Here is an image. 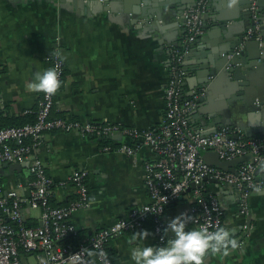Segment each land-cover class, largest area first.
Wrapping results in <instances>:
<instances>
[{
	"label": "crops",
	"instance_id": "1",
	"mask_svg": "<svg viewBox=\"0 0 264 264\" xmlns=\"http://www.w3.org/2000/svg\"><path fill=\"white\" fill-rule=\"evenodd\" d=\"M190 2L193 0H111L106 7H93L98 3L88 0H0V126L34 119L43 92H31L28 85L36 72L49 69L47 58L55 49L66 57L52 111L55 117L139 130L156 126L164 114L168 51L180 48L186 36L184 21L171 15L168 6ZM228 2L213 0L203 14L201 35L183 59L185 96L202 88L209 68L216 69L221 58L210 62L224 43L223 31L233 41L238 35L243 36V42L249 40L245 37L251 20L241 16L239 3L229 8ZM254 45H245L249 65L256 56ZM258 63L260 68L249 75L243 87L225 74L218 79L208 77L205 97L191 115L190 124L204 126L207 132L209 124L216 121L219 128L244 126L251 137L263 135L264 106L258 110L257 97L264 100V59ZM99 141L71 132H48L37 150L53 181L55 206H66L77 197L68 183L71 172L87 171L90 205L72 216L80 233L110 226L132 208L149 202L143 185V164L153 157L149 148L140 144L132 159L118 150L102 151ZM3 164L0 179L4 190L14 189L27 196L32 180L27 167L9 171ZM257 178L264 181V171ZM207 188L219 198L224 213L222 227L234 230L240 247L228 257L208 255L205 264H264V189L252 193L245 217L238 212L231 188ZM191 205L189 195L168 205L163 227L181 213L190 215ZM39 213L38 209L24 208L28 221L36 220ZM245 225L251 227L247 238L243 237ZM142 230L153 235L133 241L135 233H127L108 243L116 264H135L133 248L155 245L152 223L147 221ZM165 237L167 241L172 234Z\"/></svg>",
	"mask_w": 264,
	"mask_h": 264
},
{
	"label": "built area",
	"instance_id": "2",
	"mask_svg": "<svg viewBox=\"0 0 264 264\" xmlns=\"http://www.w3.org/2000/svg\"><path fill=\"white\" fill-rule=\"evenodd\" d=\"M211 0H197L183 12L186 36L180 48H171L167 58V79L163 88L164 114L156 126L144 130L112 123L80 122L52 114L55 95L42 93L34 114V121L20 126H0V163L23 164L32 177L27 196L14 189L4 190L0 179V264H75L76 255L83 249L93 252L103 250L112 264L108 243L127 233L142 231L150 221L155 234V245L163 240L165 208L189 195L192 202L188 225L207 226L210 231L222 227L223 209L217 194L209 190L215 185L220 190L231 188L236 196L239 214L248 217L252 185L264 189V181L256 179L259 163L264 161V134L247 137L238 127H221L212 134L190 124L193 112L205 97V89L183 94L186 73L183 59L189 46L202 32L203 14ZM251 27L245 40H260L261 22L255 1L248 9ZM57 49L47 58L49 68H55L62 83L65 65L56 55ZM50 132H71L92 139H106L115 147L106 145L102 151L118 150L134 159L140 144L149 148L153 157L143 164V185L149 202L132 208L110 226L86 234L80 233L73 223L75 212L89 207L86 184L87 171L73 170L68 183L77 197L66 206H54L53 181L48 176L37 150L43 136ZM119 138V140H114ZM215 152L222 161L243 157L250 158L236 168L235 173L207 165L202 152ZM193 187V188H192ZM24 208L38 209L34 221L26 220ZM250 226H244V238ZM75 254V255H74ZM98 264L102 260L93 256Z\"/></svg>",
	"mask_w": 264,
	"mask_h": 264
},
{
	"label": "clouds",
	"instance_id": "3",
	"mask_svg": "<svg viewBox=\"0 0 264 264\" xmlns=\"http://www.w3.org/2000/svg\"><path fill=\"white\" fill-rule=\"evenodd\" d=\"M238 0H229L228 7L231 8ZM56 55L61 61L65 56L57 52ZM61 87L59 73L55 68L46 69L43 72H36L32 81L28 85L31 92H43L47 96L55 95ZM259 169L264 171V161L259 163ZM253 191L260 193L262 188L252 185ZM95 200V197L92 198ZM192 221V216L187 213H181L168 221L163 229L164 236L168 233L172 237L166 243L153 246H142L133 248L131 259L135 264H205V258L208 255H221L228 257L233 251L240 247L237 239L230 231L224 227H217L210 231L209 227L203 226L188 230L187 226ZM153 233L148 230L135 232L133 241L147 240ZM79 253H85L88 257L97 256L102 260V264H110L107 259V253L103 250L93 252L90 249H83ZM75 255V254H74ZM47 264V262H43ZM75 264H95L94 260L84 259L76 255Z\"/></svg>",
	"mask_w": 264,
	"mask_h": 264
},
{
	"label": "water",
	"instance_id": "4",
	"mask_svg": "<svg viewBox=\"0 0 264 264\" xmlns=\"http://www.w3.org/2000/svg\"><path fill=\"white\" fill-rule=\"evenodd\" d=\"M92 1V3H98V5L93 4V7H99V5L102 7H106L108 5V1L111 0H88ZM195 1L190 2L189 4H181L180 3H171L169 4V10L170 14L173 16H179L183 19V11L186 9H189L195 5ZM255 1L256 7H258V13H259V19L261 22V28H260V40L256 41L254 39H249L245 42H243V36L238 35L236 38H238L236 41L226 34L225 31L222 32L224 35L223 39V45H221L217 51V57H214L213 60L210 62V64L214 63L215 60H218V58H221V60L218 61V63L215 64L216 69H210L206 71V76L208 77H217L216 79L221 77V74H225L228 78H230L232 81H235L238 83L240 87L245 86V81L250 77L249 75L254 74L257 72V70L260 68L261 63H258V60L264 59V10L262 8V4L264 3V0H238L237 3H239L241 16L243 18H248L250 20V15L248 12L249 7L251 4ZM213 0L210 1L208 4V7L210 8L212 5ZM149 18L148 16L146 17ZM145 18V19H146ZM144 19V18H143ZM217 24H213L215 26ZM247 42H254V51L256 53V56L254 58V61L252 64L249 65V59H247V55L245 54V45ZM206 78V81L202 83V88L206 87V84H208V80ZM258 100V110H260V106H264V100H262V97H257ZM218 122L213 121L209 124L208 128L209 130H206L207 134L214 133L218 128ZM204 127V126H203ZM202 127V128H203ZM244 133L247 134L248 137H251V133H249V130L245 128L244 126H238ZM204 129H207L204 127ZM114 140H119V138H114ZM201 157L203 161L216 169H220L222 171L226 172H233L235 173V170L237 167H239L242 163L246 162L250 155L247 154L240 158H235L228 161H222L218 158L217 154L212 151L202 152ZM23 166V164H8L4 163L3 168L8 169L9 171H15L19 170V168ZM263 171L259 169V167L256 170V179L258 180L257 176L258 174H261ZM193 188V187H192Z\"/></svg>",
	"mask_w": 264,
	"mask_h": 264
},
{
	"label": "trees",
	"instance_id": "5",
	"mask_svg": "<svg viewBox=\"0 0 264 264\" xmlns=\"http://www.w3.org/2000/svg\"><path fill=\"white\" fill-rule=\"evenodd\" d=\"M33 121H34V119H30V120H22L21 119V120H16L15 122L10 123V125H8V126H20V125H23V124H26V123H32ZM99 145L101 147H104L106 145H110L111 147H115L116 146L115 144H112L111 141L106 140V139H102L101 141H99ZM51 204L54 205L53 202H51ZM107 252H108V255H109V258H110L112 264H116V260L114 258V255L112 254L111 250L108 249V247H107ZM89 260H94L95 264H98L96 262V260L94 259V257H89Z\"/></svg>",
	"mask_w": 264,
	"mask_h": 264
}]
</instances>
